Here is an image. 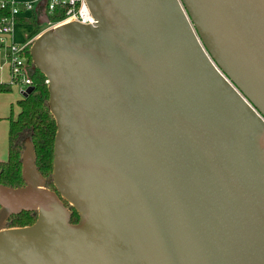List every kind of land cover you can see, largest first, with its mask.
<instances>
[{
	"label": "water",
	"instance_id": "obj_1",
	"mask_svg": "<svg viewBox=\"0 0 264 264\" xmlns=\"http://www.w3.org/2000/svg\"><path fill=\"white\" fill-rule=\"evenodd\" d=\"M86 4L93 23L29 46L54 189L25 139L24 185L0 184V264H264V0Z\"/></svg>",
	"mask_w": 264,
	"mask_h": 264
},
{
	"label": "trees",
	"instance_id": "obj_2",
	"mask_svg": "<svg viewBox=\"0 0 264 264\" xmlns=\"http://www.w3.org/2000/svg\"><path fill=\"white\" fill-rule=\"evenodd\" d=\"M6 3L0 8V19L8 17L10 0H1ZM63 8L56 7L53 11H47V17L52 23H59L65 19ZM35 29L28 35V39L39 33ZM27 76L32 80L34 91L26 98L17 102L19 113L10 120L8 133V159L0 162V184L7 187H21L24 182L21 177V153L25 139L33 143L35 151V166L39 173L46 179V188L54 189L51 178L53 141L56 131L55 121L51 115L48 104V91L46 78L33 67L29 56V48L25 52ZM11 85H0V92H8ZM65 205L71 211V223H76L78 216L67 203ZM37 212H21L12 215L7 220V227H23L34 223Z\"/></svg>",
	"mask_w": 264,
	"mask_h": 264
},
{
	"label": "built area",
	"instance_id": "obj_3",
	"mask_svg": "<svg viewBox=\"0 0 264 264\" xmlns=\"http://www.w3.org/2000/svg\"><path fill=\"white\" fill-rule=\"evenodd\" d=\"M45 2V10L53 11L56 7L63 8L62 12L65 19L62 22L78 21L83 24L93 23L92 16L86 4V0H34L33 2H24L21 5L10 0L8 2L10 14L8 17L0 19V49L5 51V60L10 71V84L19 88L21 94L26 89L33 86L32 80L27 76V66L25 52L32 41L19 44L11 40L15 17L21 11H32L35 2ZM6 5L0 0V8ZM56 23L49 21L48 26ZM46 83V81H45Z\"/></svg>",
	"mask_w": 264,
	"mask_h": 264
},
{
	"label": "crops",
	"instance_id": "obj_4",
	"mask_svg": "<svg viewBox=\"0 0 264 264\" xmlns=\"http://www.w3.org/2000/svg\"><path fill=\"white\" fill-rule=\"evenodd\" d=\"M17 6H22L24 2H33L34 0H13ZM32 11H21L15 17L11 40L14 43H25L33 41L34 38L48 25L43 24L44 15H47L45 10V2L40 1ZM39 29V33L31 39L28 35L35 29ZM0 85L10 84V71L5 60V51L0 49ZM21 96H20V95ZM23 98L19 88L11 85L8 92H0V162H5L8 159V133L11 119H15L19 113L17 102Z\"/></svg>",
	"mask_w": 264,
	"mask_h": 264
},
{
	"label": "rangeland",
	"instance_id": "obj_5",
	"mask_svg": "<svg viewBox=\"0 0 264 264\" xmlns=\"http://www.w3.org/2000/svg\"><path fill=\"white\" fill-rule=\"evenodd\" d=\"M38 2H36L35 6L37 5ZM20 95V94H19ZM21 96V95H20Z\"/></svg>",
	"mask_w": 264,
	"mask_h": 264
}]
</instances>
